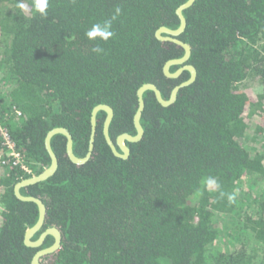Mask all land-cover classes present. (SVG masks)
Instances as JSON below:
<instances>
[{
	"label": "trees",
	"instance_id": "trees-1",
	"mask_svg": "<svg viewBox=\"0 0 264 264\" xmlns=\"http://www.w3.org/2000/svg\"><path fill=\"white\" fill-rule=\"evenodd\" d=\"M184 1L49 0L41 17L31 0L27 12L0 0V120L33 174L50 164L44 140L53 127H66L83 156L95 105L113 108L111 134H134L138 87L153 82L168 97L176 81L162 66L183 51L155 31L179 25ZM116 8L114 35L90 41L85 33ZM183 15L179 38L191 45L196 79L169 106L144 92V133L127 142L128 158L115 157L97 127L91 157L77 165L55 134V173L21 188L46 206L33 239L51 226L62 234L43 263L264 264V0H195ZM31 175L0 167V264H31L38 250L24 243L37 205L14 193ZM207 177L220 189H207ZM52 242L48 235L39 248Z\"/></svg>",
	"mask_w": 264,
	"mask_h": 264
},
{
	"label": "water",
	"instance_id": "water-1",
	"mask_svg": "<svg viewBox=\"0 0 264 264\" xmlns=\"http://www.w3.org/2000/svg\"><path fill=\"white\" fill-rule=\"evenodd\" d=\"M194 1L195 0H186L176 8L175 12L179 18V25L176 28L160 26L159 28H157L155 32V36L157 39L161 41L174 42L183 48L182 56L177 57V58L168 59L164 63L163 72L168 77H177L182 71V68H179L176 71L171 72L170 67L172 65L182 64L188 61L190 58L191 45L181 40L179 38V35L184 31L185 26H186V19H185V16L183 15V10H185L190 5H192ZM183 68H187L191 71V77L188 80L176 86L173 89L172 94L169 98H163L160 89L153 82H147L138 87V89L136 90L137 108H136V111L133 117L136 132L135 134H129L125 132L119 136L118 145L122 153L116 150L115 146L113 145L108 135V125L113 118V108L106 103H99L95 105L91 110V129H90V136H89L88 151L83 156H77L74 153L73 137L70 131L66 127L56 126L47 132L44 142H45V148L50 157V164L47 167H45L42 171H40L38 174H34L30 177L20 180L14 186V193L18 199L22 201L34 202L36 203L37 208H38V218L36 222L32 226L28 227L24 234L25 245L38 248V250L34 253L31 259V264H45L41 261V257L57 251L58 248L60 247L61 239H62V234L60 230L55 226L47 227L43 232H41V234L35 240L31 238L35 233H37L41 229V227L44 224L45 217H46V206L44 202L42 201V199H40L39 197L34 196V195H24L20 192L21 188L28 186V185L38 183L40 181H44L55 173L58 167V158L51 147V138L55 134L64 135L66 138V155L68 156V158L77 165L86 163L91 157L93 147H94V139H95V133H96V114L98 111L104 110L107 113V116L104 122V134H105L106 140L108 144L111 146L113 152L117 156H120L121 158L126 159L129 154V147L126 144H124L123 141H128V142L129 141L130 142L139 141L142 138L143 133H144V129L140 123V118H141V115L144 109V98H143L144 92L147 90L152 91L157 101L162 106L171 105L176 100L177 94L180 88L191 84L196 78V73H197L196 68L192 64L185 65L183 66ZM48 235H53L54 237V241L52 242V244L46 247L39 248L42 246L45 238Z\"/></svg>",
	"mask_w": 264,
	"mask_h": 264
},
{
	"label": "clouds",
	"instance_id": "clouds-1",
	"mask_svg": "<svg viewBox=\"0 0 264 264\" xmlns=\"http://www.w3.org/2000/svg\"><path fill=\"white\" fill-rule=\"evenodd\" d=\"M49 5V0H31V8L32 11L38 13L41 17H45L47 15V9ZM16 7L22 11L27 12L29 10L28 3L25 0H18ZM121 9L116 8L115 13L111 19L104 21L103 23H96L93 24L92 27L85 33L86 37L90 41L100 40V41H107L110 39L114 32L112 29V20H115L117 16L120 15ZM92 52L96 54L103 53L104 49L102 47L96 46L91 49ZM203 183L205 184L206 188L209 190H219L220 184L218 180L214 177H207L204 179ZM221 196H224L225 193L220 192ZM227 199L229 203H234L236 199V194L231 193L227 194Z\"/></svg>",
	"mask_w": 264,
	"mask_h": 264
},
{
	"label": "flooded vegetation",
	"instance_id": "flooded-vegetation-1",
	"mask_svg": "<svg viewBox=\"0 0 264 264\" xmlns=\"http://www.w3.org/2000/svg\"><path fill=\"white\" fill-rule=\"evenodd\" d=\"M156 32V31H155ZM169 42V41H168ZM170 43H172V44H175L176 45V47L178 48V49H182V51H183V48L182 47H180L179 45H177L176 43H174V42H170ZM183 54V53H182ZM182 56V55H181ZM165 63V62H164ZM191 63L189 62V60L188 61H186V62H184V63H182V64H177V65H172V66H175V69L174 70H172L171 71V67H170V71L171 72H174V71H176L177 69H179V68H182V71L180 72V74L177 76V77H168V76H166L165 74H164V72H163V66H164V64H163V66H162V72H163V74H164V76L165 77H167V78H169V79H171V80H173V81H176V83H170V84H168L167 85V92H168V97L167 98H169L170 96H171V94H172V91H173V89L176 87V86H178L179 84H181L182 82H184V81H186V80H188L190 77H191V71L189 70V69H187V68H183V66H185V65H190ZM196 79V78H195ZM161 91V90H160ZM161 94H162V92H161ZM153 95H154V93H153ZM163 96V95H162ZM154 97H155V95H154ZM156 98V97H155ZM164 98V97H163ZM157 100V99H156ZM159 103V102H158ZM99 112V111H98ZM98 112H97V114H98ZM103 112H104V114H101L100 115V117H97V114H96V129H97V127H100V130H101V132H102V135H103V137H104V140H105V142H106V144L108 145V147H109V149H110V151H111V153L115 156V157H118V158H121L120 156H117L114 152H113V150H112V148H111V146L108 144V142H107V140H106V137H105V134H104V122H105V119H106V116H107V113H106V111H104L103 110ZM113 115H114V111H113ZM133 117H134V114H133V116H132V124H133V126H134V130H135V132H136V128H135V125H134V121H133ZM112 121V120H111ZM110 124H111V122L109 123V125H108V135H109V137H110V139H111V141H112V143H113V145L115 146V148H116V150L118 151V152H120V153H122V151H121V149H120V147H119V145H118V138H119V136L121 135V134H123V133H125V132H119V133H115V132H113L112 134L110 133V131H113V128L112 129H110ZM90 129H91V113H90ZM135 134V133H134ZM95 135H96V133H95ZM90 136V135H89ZM66 139V138H65ZM94 141H95V139H94ZM127 142L128 141H123V143L124 144H126L127 145ZM130 142V141H129ZM88 145H89V140H88ZM88 145H87V150H86V152L88 151ZM128 146V145H127ZM129 153H130V149H129ZM86 154V153H85ZM64 155L68 158V156L66 155V140H65V153H64ZM128 156H129V154H128ZM50 158V157H49ZM128 158V157H127ZM126 158V159H127ZM69 159V158H68ZM121 159H124V158H121ZM70 160V159H69ZM71 161V160H70ZM72 162V161H71ZM44 225V224H43ZM42 228V227H41ZM46 229V228H45ZM44 229V230H45ZM41 230V229H40ZM39 230V231H40ZM44 230H42L41 232H43ZM38 231V232H39ZM41 232L39 233V235L41 234ZM36 234V233H35ZM34 234V235H35ZM34 235L31 237L32 239L34 238ZM38 235V236H39ZM52 237H53V235H51ZM38 238V237H37ZM36 239V238H35ZM34 239V240H35ZM53 241H54V237H53Z\"/></svg>",
	"mask_w": 264,
	"mask_h": 264
},
{
	"label": "built area",
	"instance_id": "built-area-1",
	"mask_svg": "<svg viewBox=\"0 0 264 264\" xmlns=\"http://www.w3.org/2000/svg\"><path fill=\"white\" fill-rule=\"evenodd\" d=\"M16 117L21 115V111L17 108L14 109ZM0 141L4 147V152L0 153V167L3 164H10L18 167L25 173L32 174V168L27 163L23 153L17 148L15 140L12 138L8 127L0 120ZM31 175V176H32ZM0 206L1 203H0ZM2 210V209H1Z\"/></svg>",
	"mask_w": 264,
	"mask_h": 264
},
{
	"label": "rangeland",
	"instance_id": "rangeland-1",
	"mask_svg": "<svg viewBox=\"0 0 264 264\" xmlns=\"http://www.w3.org/2000/svg\"><path fill=\"white\" fill-rule=\"evenodd\" d=\"M2 206H0V212H1Z\"/></svg>",
	"mask_w": 264,
	"mask_h": 264
}]
</instances>
